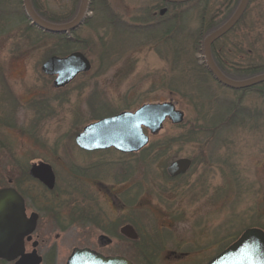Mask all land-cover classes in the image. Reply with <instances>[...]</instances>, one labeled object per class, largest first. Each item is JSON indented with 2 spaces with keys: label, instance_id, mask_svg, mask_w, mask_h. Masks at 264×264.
I'll use <instances>...</instances> for the list:
<instances>
[{
  "label": "rangeland",
  "instance_id": "374dc122",
  "mask_svg": "<svg viewBox=\"0 0 264 264\" xmlns=\"http://www.w3.org/2000/svg\"><path fill=\"white\" fill-rule=\"evenodd\" d=\"M81 1L32 0L46 18L69 22ZM240 3L192 0L170 5L162 17L159 0H91L65 47L30 27L24 0H0V185L13 179L24 189V170L50 164L58 196L34 190L33 197L71 199L107 222L122 218L140 241L117 251L137 264H208L246 230L264 231V84L244 91L220 84L206 69L207 35L200 36L203 24L218 30ZM214 47L233 80L248 79L235 77L233 67L263 75L264 0H250ZM74 52L92 70L55 89L42 66ZM168 102L184 122L168 120L139 153L88 154L76 145L93 122ZM163 148L167 154L158 155ZM181 158L193 166L172 179L167 168ZM90 227L97 240L99 229Z\"/></svg>",
  "mask_w": 264,
  "mask_h": 264
},
{
  "label": "water",
  "instance_id": "95a60500",
  "mask_svg": "<svg viewBox=\"0 0 264 264\" xmlns=\"http://www.w3.org/2000/svg\"><path fill=\"white\" fill-rule=\"evenodd\" d=\"M91 0H82L76 18L67 24L58 25L45 21L35 11L32 0H24L26 16L32 25L43 32L53 35H66L76 31L86 18ZM170 4H183L192 0H160ZM250 0H241L233 17L221 28L209 35L204 41V57L206 65L214 78L223 86L234 90H245L264 83V74L243 81L228 78L216 65L212 56V46L240 21ZM161 10L160 15H165ZM92 70L90 60L80 52H74L66 57L53 56L42 66V72L54 77L55 89H63L73 82L79 75ZM180 125L185 120L183 112L177 110L172 102L145 104L136 112H122L113 117L101 119L86 126L75 139L76 145L82 151L93 153L114 149L122 154L141 152L150 143V137L157 135L167 122ZM148 131L149 134L146 133ZM193 161L181 158L172 162L167 168L170 177L176 178L191 170ZM1 171V169H0ZM30 176L40 181L48 189L53 190L56 176L50 164L34 163L30 169ZM25 220V206L21 196L13 189L0 190V255L6 256L10 252V237L23 240L34 228ZM23 229V231H21ZM121 233L129 240H139L135 228L127 225ZM101 244L111 243L107 237L100 238ZM23 244V242L21 241ZM4 254V255H3ZM69 264H133L123 257H104L90 249H76ZM208 264H264V231L258 228L246 230L234 243Z\"/></svg>",
  "mask_w": 264,
  "mask_h": 264
},
{
  "label": "flooded vegetation",
  "instance_id": "af4514ba",
  "mask_svg": "<svg viewBox=\"0 0 264 264\" xmlns=\"http://www.w3.org/2000/svg\"><path fill=\"white\" fill-rule=\"evenodd\" d=\"M161 3L165 6L160 11L166 10L165 15H167L170 5L173 4ZM180 177L183 176L172 179ZM24 178V189L18 186L15 180L9 179V186L0 185V190L13 189L21 196L25 206V220L31 225V221L35 220V228L30 234H26L23 240L20 236L18 240L13 237L9 238L10 252L6 256L0 255V264H69L76 249H90L104 257H123L133 264H137L136 261L128 259L119 251L128 245V241L132 243L140 241V238L137 241L129 240L121 233L122 228L128 225L122 218L118 219L117 222L113 220L107 222L103 221L98 212L84 213V211H79L75 208V201H70L71 199L58 204L53 203L50 199L33 197L34 190H39L50 196H58L56 195L58 191L57 176L53 190L33 179L30 176V169L27 172L24 170ZM75 191H78L77 187ZM90 226H96L99 229L101 234L97 240L90 238L93 232ZM74 229L77 231L76 233ZM71 233L76 234V236L70 237ZM102 236L111 240V243L102 245L100 241ZM112 247L115 250L112 251ZM117 248H119L118 251Z\"/></svg>",
  "mask_w": 264,
  "mask_h": 264
},
{
  "label": "trees",
  "instance_id": "16d2710c",
  "mask_svg": "<svg viewBox=\"0 0 264 264\" xmlns=\"http://www.w3.org/2000/svg\"><path fill=\"white\" fill-rule=\"evenodd\" d=\"M33 3V2H32ZM173 6H174V4H173ZM33 7H34V9H35V11H36V13L42 18V19H44L45 21H47V22H50V23H53V24H58V25H64V24H67V23H70L69 22V20H64V19H54V18H46L45 16H43V14H41L40 12H39V10L37 9V7L36 6H34V4H33ZM72 22V21H71ZM219 26V24H213V23H211V22H209V23H207V24H203L202 25V27H201V29H200V36H201V38H203L205 35H207V37L209 36V35H211L213 32H215L216 31V29H217V27ZM31 28H34V25H31L30 26ZM42 33L45 35V36H47V37H49V38H53V39H59V40H61V41H63V46H65V47H68L69 45H70V39H68L65 35H63V34H61V35H53V34H49V33H46V32H43L42 31ZM206 37V38H207ZM202 46L204 47V42L202 43ZM212 55H213V58H214V61H215V63H217V65H218V67L220 68V70L227 76V77H229V78H231V79H233V77L232 76H230L229 75V73L228 72H226V70L224 69V66L222 65V63H221V56L219 55V52L218 51H216L215 50V47L213 46L212 47ZM54 56V55H53ZM205 66H206V69L208 70V72L210 73V75L214 78V76H213V74H212V72L210 71V69L207 67V65H206V63H205ZM232 70H235V73H236V75H235V77H238V76H240V77H243V78H253V77H256L257 76V74L261 71V69H259L258 67H250V68H246V69H244V70H236V69H234V67L232 68ZM238 75V76H237ZM215 79V78H214ZM238 79V78H237ZM216 80V79H215ZM247 80V79H246ZM217 81V80H216ZM264 84V83H263ZM258 86V85H257ZM256 87V86H255ZM255 87H252L251 89H253V88H255ZM244 91V90H243ZM261 114L260 113H256V114H251V117H253V118H255V117H258V116H260ZM167 149H165V148H163L162 150H161V152L160 151H158L157 152V154L158 155H165V154H167ZM158 155H156V156H158ZM74 172H77V171H74ZM149 248V247H148ZM148 248H146L147 250H148ZM152 251V250H151Z\"/></svg>",
  "mask_w": 264,
  "mask_h": 264
},
{
  "label": "bare ground",
  "instance_id": "6f19581e",
  "mask_svg": "<svg viewBox=\"0 0 264 264\" xmlns=\"http://www.w3.org/2000/svg\"><path fill=\"white\" fill-rule=\"evenodd\" d=\"M71 83H72V82H71ZM71 83H70V84H71ZM70 84H69V85H70ZM80 133H81V132H80ZM76 137H77V136H76ZM77 147H78V146H77ZM78 148H79V147H78ZM80 150H81V149H80ZM81 151H82V150H81ZM82 152H84V153H88V152H85V151H82ZM98 152H101V151H98ZM93 153H96V152H93Z\"/></svg>",
  "mask_w": 264,
  "mask_h": 264
}]
</instances>
